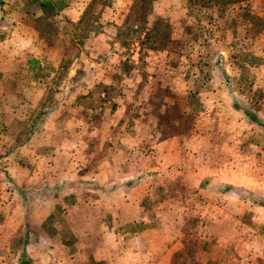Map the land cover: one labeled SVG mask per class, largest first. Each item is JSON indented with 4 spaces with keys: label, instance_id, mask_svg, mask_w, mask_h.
Masks as SVG:
<instances>
[{
    "label": "rangeland",
    "instance_id": "374dc122",
    "mask_svg": "<svg viewBox=\"0 0 264 264\" xmlns=\"http://www.w3.org/2000/svg\"><path fill=\"white\" fill-rule=\"evenodd\" d=\"M110 1L90 2L81 25L65 20L68 26L63 28L72 32L70 46L61 53L57 79L41 99L43 104L58 103L59 97L52 91H58L62 85L58 80L79 52L87 61L86 70L92 72V63L118 59V63H109L110 67L101 66L103 77L97 84L79 86L73 82V90L83 94L73 96L72 105L82 106L84 121L99 125L101 131V123H115L118 117V123L127 125L113 131L122 136L120 144L96 140L89 131L82 135L85 143L80 153L90 157L86 162L90 170L99 159L114 156L115 163L110 162L113 167L104 165L111 172L117 168L120 174H131L135 169L146 172L147 177L130 179L112 172L113 185L137 183L144 188L140 206L148 222L125 225L120 230L151 228L158 237L155 243L167 248L169 241L176 239L178 251L169 264H264L258 256L264 250V226L257 224L264 219V153L257 150L261 145L264 151V0H187L185 17L155 19L150 26L146 16L151 0H133L119 28L114 25L118 29L115 38L110 27L114 22L107 19L97 24L91 11L95 2L107 5ZM62 2L54 3V8L46 5L36 23L49 41L60 27L59 13L54 10L59 11ZM32 5L28 11L33 10ZM144 29L151 31L144 35ZM179 29L182 35L176 31ZM97 32L103 34L104 48L109 49L93 48ZM84 39L87 48L79 50L75 44L83 45ZM77 70L73 74L82 71ZM10 84L15 88L14 80ZM209 92L214 98L203 99ZM210 103L220 105V110L212 120L218 127L216 139L208 144L207 134L212 131L203 117L210 111ZM117 105L123 107L122 116L115 118L112 115ZM199 122L205 126L199 132L201 142L191 139ZM240 122L249 141L246 143L256 146L243 145L244 156H237L230 145L235 124ZM4 129L0 122V164L11 147L4 139ZM102 135L107 138L106 131ZM175 139L183 140L176 143ZM158 141L173 142L158 151L154 148ZM231 164L240 169L250 189L255 185L260 188L259 194L224 184L223 173ZM53 219L58 227L52 228V234L68 237L69 254L76 251L70 233L76 232L74 226L81 219L72 214L65 218L62 211ZM49 225L41 227L48 229ZM28 228L23 227L24 234ZM8 230L14 232L15 227ZM9 239L10 254H15L21 248L20 238L16 242L14 234ZM7 260L8 264H29L28 259L13 255Z\"/></svg>",
    "mask_w": 264,
    "mask_h": 264
},
{
    "label": "crops",
    "instance_id": "0c3cea01",
    "mask_svg": "<svg viewBox=\"0 0 264 264\" xmlns=\"http://www.w3.org/2000/svg\"><path fill=\"white\" fill-rule=\"evenodd\" d=\"M51 1L0 0V122L6 132L4 139L11 146L0 164V264H8L10 255L17 259L26 258L29 264H169L172 255L178 251L176 239L169 241L171 246L167 248L155 243L158 237L151 228L138 232L136 228L129 232L120 230L125 225H145L148 222L140 206L144 188L137 183L129 187L126 184L115 186L112 172L123 179L137 178L139 175L147 177L146 172L135 169L131 174H120L119 168L111 172L104 165L113 167L110 162H114V156L99 159L96 168L90 170L86 165L90 157H86L83 151L80 153V147L85 143L82 135L86 131L94 134L92 136L96 140L100 138L109 144H120L122 136L113 134V131H120L121 125L124 128L127 125L118 123V117L115 123H101L104 126L101 131L99 125L84 121V108L72 105L73 96L77 93L82 96L83 93L73 90L72 83L79 82V86L97 84L103 77L99 73L104 72L101 66L110 67L109 63H118L119 60L114 58L106 64L103 60L96 61L92 63L95 67L92 72L86 70L87 61L79 57L82 54L79 52L58 80L62 83L58 91H52L53 96L59 97L58 103L43 104L41 100L48 90L51 91L50 86L57 79L62 51L67 45L70 46L72 32L63 28L68 26L65 20L81 25L80 19L85 16V9L93 0ZM60 1H63L62 8L54 10L59 13L60 27L56 25L58 31L49 41L43 37L36 23L43 16L42 9L46 5L54 8V3ZM186 1L151 0V11L146 16L148 25H152L155 19L185 17L188 11ZM31 3L33 10L28 11ZM132 4L133 0H111L107 5L95 2L91 11L97 24H103L107 19L114 22L110 27L115 38L116 28H119L121 19L127 16ZM144 30V35L151 31ZM176 31L182 35L181 29ZM86 42L84 39L83 45H75L82 50L87 48ZM104 46L103 34L97 32L93 48L103 51L108 48ZM111 54L116 57L114 53ZM77 69L82 70L80 74H73ZM13 80L15 88L10 84ZM214 96L209 92L202 98L207 97L209 101ZM122 108L117 105L112 116H122ZM209 108L210 111L205 112L207 114L203 118L208 121L205 124L207 129L212 131L207 134V143L211 144L210 140L213 143L216 139L215 130L218 128L212 125V120L220 105L210 103ZM241 124H235L230 140V145L238 152L237 156L245 155L241 150L243 145L254 146L246 143L249 141L244 137L246 131ZM194 126L191 139L201 142L203 139L199 132L205 126L200 122ZM104 131L107 132L106 139L102 135ZM179 140L183 139H175L174 142L178 143ZM169 142L158 141L154 143V148L162 151ZM257 150L264 153L261 145ZM130 156L128 152L127 157ZM223 177L226 186L248 188L260 193L257 185L250 189L242 180L236 165L231 164ZM60 211L65 218L72 214L81 219L74 226L76 232L70 233L78 247L71 254L66 244L68 237L59 236L57 239L52 234V228L58 227L53 217L59 215ZM261 214L264 218V212ZM45 223L50 224L48 229L41 227ZM257 224L264 226V219L257 221ZM25 225L29 226L26 234L23 231ZM9 227H15V231L9 232ZM14 234L16 242L20 238L21 248L15 254H10L13 252L9 248V238ZM258 253L259 258L264 260V250Z\"/></svg>",
    "mask_w": 264,
    "mask_h": 264
}]
</instances>
